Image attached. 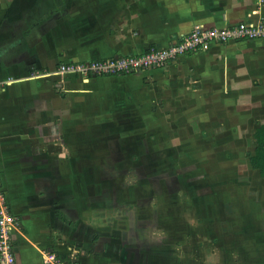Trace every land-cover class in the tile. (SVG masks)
Wrapping results in <instances>:
<instances>
[{"label":"rangeland","instance_id":"obj_1","mask_svg":"<svg viewBox=\"0 0 264 264\" xmlns=\"http://www.w3.org/2000/svg\"><path fill=\"white\" fill-rule=\"evenodd\" d=\"M133 1L136 0H115L114 3L103 0L95 9L96 15L109 18L112 9L105 5L122 8L124 3ZM161 1L142 2L141 14L146 13L152 22L154 16L165 9L162 5L165 1ZM34 3L35 16L51 14L49 19H52L61 12L63 2L59 3L60 7L56 0ZM79 3H83L81 9L85 13L75 18L71 31L63 29L61 37L83 54L90 55L105 42L93 35L95 22L86 13L89 9L86 2ZM27 8L25 13L30 11ZM195 28L210 29L194 27L193 30ZM183 41L179 38L177 43L162 48L178 47ZM191 52L193 50H181L165 57L160 67L151 66L150 71L166 70L178 56ZM101 61L107 60L63 65ZM135 70L129 73L138 72ZM139 72L143 73V69L139 68ZM86 73H64L61 74L64 79L55 77L48 81H60L58 86L63 90L85 88L90 83L83 81ZM145 74L141 76V82L146 85L145 89L141 85V99L135 94L136 79H131L127 88L131 99L127 93L118 95V92L108 91L107 95L112 96L109 109H115L105 116L98 114V105L95 109L83 107L78 113L71 112V103L79 102L76 95L81 94L63 92L66 102L70 103L69 106L65 103L69 121L81 118L72 131L81 130L83 140L92 135L90 142L81 144V155L77 158L73 147L69 149L62 167H70L75 172H60L63 177L59 188L66 208L68 203H79L74 207L76 216L70 212L67 215L68 221L76 218L75 225L83 230L81 238L84 236L86 240L79 247L89 249V241L97 236L96 247L106 250L104 247L109 245L105 244V237L116 242L118 252L114 248L115 253H104L102 259L116 258L117 264H264V177L248 162L255 146L253 132L264 120L263 106L257 103L254 107L250 101L246 106L221 101L224 107H214L210 99L209 108L207 101L204 107H199L189 96L176 97L168 93L169 89L174 90L176 81L168 76L162 80L165 73L160 78L156 76L160 79V95L156 92L158 87H154L156 79L150 80ZM69 75L77 79L68 80ZM55 86L58 87L56 83ZM107 88L104 84L94 87L97 96L105 95ZM121 97L123 105L115 107V101ZM181 98L184 101L180 104ZM132 100H142V103L134 108ZM94 114L101 116V120L96 117L97 132L90 133L95 127ZM54 161L50 159V167H58ZM71 163L76 166L68 165Z\"/></svg>","mask_w":264,"mask_h":264},{"label":"crops","instance_id":"obj_2","mask_svg":"<svg viewBox=\"0 0 264 264\" xmlns=\"http://www.w3.org/2000/svg\"><path fill=\"white\" fill-rule=\"evenodd\" d=\"M24 1L0 0V181L9 210L17 217L11 236L15 263L46 264L44 257L51 253L63 264L72 260L77 264H102L101 261L115 264L116 258L105 257L107 261H104L102 256L107 252V255L115 253L116 242L111 243L103 237L109 246L104 247L106 250H99L96 247L99 237L95 236L89 241V249L83 250L79 247L86 240L84 236L81 238L82 228L75 225L76 218L68 221L69 212L76 216L74 207L79 203H68L66 208L64 194L59 188L63 177L60 172H75L70 167H62L69 149L73 147L77 158L81 144L90 142L92 135L83 140L81 130L79 133L76 129L72 131L81 118L69 121L65 107L70 103L63 96V88L59 84L60 89L52 88L48 78L53 79L52 73L63 63L116 59L142 54L151 45H173L194 27L223 29L241 22L264 24V0H164L165 3L162 0L165 9L159 11L152 22L139 9L146 0L126 2L122 8L105 5L112 9V16L106 19L96 15L95 11L103 0H83L89 8L86 13L95 22L93 35L105 42L90 55L83 54L61 37L63 29L71 31L75 18L85 13L81 9L83 3H79L81 0H56L59 7L63 2L62 9L52 19H49L51 14L35 16L34 1L31 4L30 0ZM26 7L30 9L28 13H25ZM143 44L148 45L142 47ZM166 68L152 72L150 68L143 69L144 76L156 79L154 87H158V95L162 92L160 79L156 76L160 78L165 73L162 80L168 76L176 81L174 90L166 92L176 97L189 96L199 107H204L207 101L209 108L212 99L214 107H224L221 101L243 106L250 101V105L255 107L260 103L264 108V38L209 41L191 53L178 56ZM135 71L138 72L125 75L88 73L83 81L90 83L85 88L67 90L81 94L76 95L79 102L71 103V112L78 113L83 107L95 109L98 105V114L109 115L115 108L109 109L112 96L107 95L108 91L130 95L127 88L131 79L137 80L135 94L141 99V85L144 89L146 85L141 82L143 73L139 69ZM73 79L77 78L69 75L68 80ZM102 84L108 86L107 93L97 96L94 87ZM183 101L179 99L180 104ZM115 102L114 106L118 107L123 105L124 99L121 97ZM140 102L142 100L134 102V108ZM106 107L108 109L103 110ZM93 116L95 126L97 114ZM92 132H97L96 126ZM50 159L55 160L54 165L58 167H50Z\"/></svg>","mask_w":264,"mask_h":264},{"label":"built area","instance_id":"obj_3","mask_svg":"<svg viewBox=\"0 0 264 264\" xmlns=\"http://www.w3.org/2000/svg\"><path fill=\"white\" fill-rule=\"evenodd\" d=\"M264 38V24L241 22L234 27L223 29H199L196 28L184 36L183 43L168 50L164 48H150V51L139 56L120 57L114 60L89 63L85 65L70 64L61 65L57 69L60 73H74L85 71L88 73H128L139 68L160 67L165 57L184 50H195L209 41L224 42L230 38ZM17 224L15 217L9 210L8 202L0 183V264H16L12 246V231ZM46 264H63L54 254L46 253ZM66 264H77L74 260Z\"/></svg>","mask_w":264,"mask_h":264},{"label":"trees","instance_id":"obj_4","mask_svg":"<svg viewBox=\"0 0 264 264\" xmlns=\"http://www.w3.org/2000/svg\"><path fill=\"white\" fill-rule=\"evenodd\" d=\"M32 1L35 2V0H30L29 4H31ZM150 48L156 49L159 47L151 45ZM150 48L147 49V51H145L144 53L149 52ZM139 55H131V56H139ZM106 60H111V59H106ZM253 138H254L255 146L253 152L248 157V162L252 169L257 170L259 175L264 177V122L257 125V127L253 132Z\"/></svg>","mask_w":264,"mask_h":264},{"label":"flooded vegetation","instance_id":"obj_5","mask_svg":"<svg viewBox=\"0 0 264 264\" xmlns=\"http://www.w3.org/2000/svg\"><path fill=\"white\" fill-rule=\"evenodd\" d=\"M35 2H36V0H35ZM198 49V48H197ZM196 50V49H195ZM195 50H193V51H195ZM61 65H63V64H61ZM61 65H59L58 67H57V69H59V67L61 66ZM57 69H55V73H52V77H58V78H60V79H63V75H61V74H64V73H60ZM72 77H74V76H72ZM53 85H54V87H55V83H56V85L57 84H60V81H50ZM64 92H67V90H63Z\"/></svg>","mask_w":264,"mask_h":264}]
</instances>
